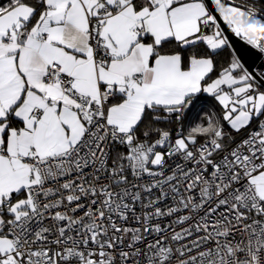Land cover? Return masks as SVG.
Instances as JSON below:
<instances>
[{
    "label": "snow or ice",
    "instance_id": "obj_1",
    "mask_svg": "<svg viewBox=\"0 0 264 264\" xmlns=\"http://www.w3.org/2000/svg\"><path fill=\"white\" fill-rule=\"evenodd\" d=\"M264 0H0V264H264Z\"/></svg>",
    "mask_w": 264,
    "mask_h": 264
},
{
    "label": "built area",
    "instance_id": "obj_2",
    "mask_svg": "<svg viewBox=\"0 0 264 264\" xmlns=\"http://www.w3.org/2000/svg\"><path fill=\"white\" fill-rule=\"evenodd\" d=\"M258 35H264V34H258Z\"/></svg>",
    "mask_w": 264,
    "mask_h": 264
}]
</instances>
